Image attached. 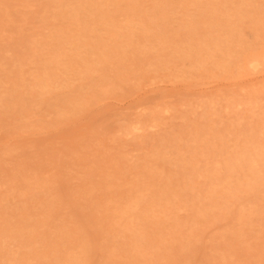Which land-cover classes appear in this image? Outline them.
<instances>
[{"label":"bare ground","instance_id":"bare-ground-1","mask_svg":"<svg viewBox=\"0 0 264 264\" xmlns=\"http://www.w3.org/2000/svg\"><path fill=\"white\" fill-rule=\"evenodd\" d=\"M7 1L0 264H261L264 0H14L36 6L28 27ZM178 76L228 89L154 102L114 126L83 119L122 81ZM23 147L43 149L29 159Z\"/></svg>","mask_w":264,"mask_h":264},{"label":"rangeland","instance_id":"rangeland-1","mask_svg":"<svg viewBox=\"0 0 264 264\" xmlns=\"http://www.w3.org/2000/svg\"><path fill=\"white\" fill-rule=\"evenodd\" d=\"M5 10L6 12L14 19H19L20 14L26 15L28 18L26 19L25 26L28 27L32 24L31 19L29 18V11L34 10L36 6L26 7L17 4L14 0H8L6 2ZM24 23V21L22 22ZM170 25L174 24V20L169 21ZM7 28L13 27V24L7 22ZM242 37L248 41L252 42L254 40V32L250 26L244 24L241 28ZM136 58H139L137 55ZM179 67L186 68L188 67V59L184 58L180 60ZM178 66L172 67L169 66V71L173 73H180L177 69ZM257 75V76H256ZM254 76H260L259 72L254 73ZM112 80H115L114 77H111ZM147 77H142L137 82L130 80H125L121 82L122 89L121 91L115 90L116 93H112L109 97L100 98L98 103L90 106L89 112L83 119H89L93 117L100 122L104 120L108 123L109 126H114L117 121H123L130 119L136 115L138 110L145 108L146 106L153 105L154 102L162 103L163 101L175 102L181 99H189L192 100L199 95H204L210 93L215 85H218L221 90L228 89V86L223 81H201L199 78L195 77H180L176 78L174 81L164 80V79H155L152 82L147 81ZM5 85H9V83H5ZM23 96H27L26 93L22 94ZM182 100L179 105H182ZM182 108V107H181ZM48 107L45 106L42 109V113L45 114L48 111ZM169 112V111H168ZM167 118L166 122L172 120V112ZM97 121V122H98ZM162 129H156L154 134L160 133ZM53 135L60 137L61 132ZM28 152H24L29 159H36V152L39 151L41 153L43 147H23ZM48 148V147H47ZM64 148V147H62ZM46 153V152H45ZM23 154L20 150L15 151L13 155L8 159L6 163V169L12 165L17 159H21ZM78 165L77 167H79ZM74 169H70V172H73ZM3 200L6 205L11 207L19 206L21 203V199L18 195L8 191L4 193ZM18 253L21 254L23 251L18 249ZM261 264H264V260Z\"/></svg>","mask_w":264,"mask_h":264}]
</instances>
